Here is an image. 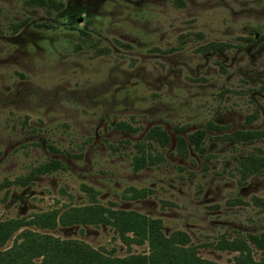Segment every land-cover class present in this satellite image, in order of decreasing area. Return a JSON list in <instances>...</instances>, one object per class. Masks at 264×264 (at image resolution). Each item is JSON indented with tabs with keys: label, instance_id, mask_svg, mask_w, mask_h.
Returning <instances> with one entry per match:
<instances>
[{
	"label": "rangeland",
	"instance_id": "rangeland-1",
	"mask_svg": "<svg viewBox=\"0 0 264 264\" xmlns=\"http://www.w3.org/2000/svg\"><path fill=\"white\" fill-rule=\"evenodd\" d=\"M88 204L158 218L218 264L236 238L264 262V0H0V222L22 223L0 250L29 228L147 251L109 222H32Z\"/></svg>",
	"mask_w": 264,
	"mask_h": 264
},
{
	"label": "trees",
	"instance_id": "trees-1",
	"mask_svg": "<svg viewBox=\"0 0 264 264\" xmlns=\"http://www.w3.org/2000/svg\"><path fill=\"white\" fill-rule=\"evenodd\" d=\"M201 133L200 130H196L189 135L195 146L200 140ZM149 134L155 136L160 143H164L167 139L164 130L157 126L152 127ZM177 140L183 147V137L178 136ZM56 219L62 223L109 222L118 229L125 243L145 241L148 249L144 253L109 256L74 238L61 239L48 233L23 228L21 231L24 237L21 240L0 250V264H23L34 256L41 258L37 264H218L197 256L188 244L187 234L182 230H173L167 235L164 234L160 229L158 218L88 204L71 207L67 213L42 212L37 214L32 222L38 226H53ZM20 225L22 223L14 219L0 222V243ZM126 231H130V234H126ZM249 237L251 243L257 247H264V232L252 233ZM232 242L234 249L238 250L234 264H264L251 258L244 240L236 238Z\"/></svg>",
	"mask_w": 264,
	"mask_h": 264
}]
</instances>
